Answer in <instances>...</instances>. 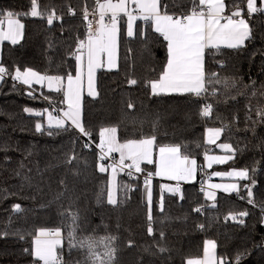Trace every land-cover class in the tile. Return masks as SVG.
Instances as JSON below:
<instances>
[{
  "label": "trees",
  "instance_id": "1",
  "mask_svg": "<svg viewBox=\"0 0 264 264\" xmlns=\"http://www.w3.org/2000/svg\"><path fill=\"white\" fill-rule=\"evenodd\" d=\"M94 2L37 0L38 10L45 15L33 17L31 0H0L1 16L11 12L24 23L20 42L3 43L0 64L9 72L31 68L42 75L75 76L77 60L72 53L78 41L86 38L83 9L93 10ZM164 2L168 11H189L191 7L190 0ZM233 3L225 0L227 14ZM235 3L246 8V0ZM260 4L257 0V7ZM53 9L60 19L50 25L47 14ZM244 17L251 37L243 47L206 53L208 91L201 97L153 95L148 82L156 80L166 64L167 41L141 21L137 29L143 35L128 37L122 18L118 67L100 69L97 95L84 94L82 123L90 138L70 126L67 130L48 129L46 111L62 115L61 110L67 108L62 93L40 85H19L11 75L4 78L0 84V264H34L30 253L35 236L40 229L56 228L63 236L58 249L62 264H92L87 249L69 245L72 225L65 216L70 212L79 217L78 239L115 237L112 264H187L202 258L207 241L215 242L217 257L227 264H236L237 257L239 264H264V117L258 115V110H264V12L250 16L245 12ZM217 76L221 83L215 82ZM131 79L137 84L131 85ZM206 104L212 105L208 117L201 114ZM26 108L45 115L36 116ZM36 123L45 130L36 131ZM108 127L117 128L120 142L155 136L156 151L160 146L179 145L182 155L197 161L199 180L171 193L164 189L163 180L155 178L149 205L144 181L118 174L117 204H109L111 170L99 171L97 147L99 132ZM210 128L222 129L219 143L234 149L233 159L217 168L247 169L250 178L245 185L255 181L251 197L248 188L235 194L219 193L213 205L200 191L205 153L218 151L216 145L206 142ZM72 156L76 159H70ZM141 167L155 171L154 163ZM17 204L21 211L14 209ZM245 211L247 216L238 215ZM231 215L237 218L233 220ZM97 251L102 253L103 245Z\"/></svg>",
  "mask_w": 264,
  "mask_h": 264
},
{
  "label": "snow or ice",
  "instance_id": "2",
  "mask_svg": "<svg viewBox=\"0 0 264 264\" xmlns=\"http://www.w3.org/2000/svg\"><path fill=\"white\" fill-rule=\"evenodd\" d=\"M32 8L30 15L33 17L43 16L44 12L38 10L37 0H31ZM191 7L188 12L181 13L179 16L170 15L166 11V6L162 5L160 0H95L91 15L96 18L93 29V20H89V11L87 6L83 9V19L87 23V37L78 41L76 51L72 53L79 62V71L77 75L68 74L65 77L42 75L31 68L21 71L20 68L9 72L0 64V82L4 81L6 76L11 75L12 79L27 85L31 88L32 84L47 85L51 90L62 93L66 103V110H61L53 115L47 112L48 129L67 130V126L78 129L84 136L90 138L91 134L85 129L81 120V94L84 87L85 69L87 73V92L89 96L97 95L94 88V76L97 69L105 66L109 69L116 67V53L119 38V25L122 18L126 24V35L134 37L143 35L142 29L135 27L136 21L142 20L148 23L156 33H159L167 41L166 64L161 74L156 80L149 81L148 87L153 95L160 93H189L196 97L205 96L207 93L206 79L208 76L205 72V56L215 55L221 46L230 49H240L244 46L245 41L251 37V28L248 20L244 18L245 12L250 16L252 13L264 12V0H261L262 6H256V0H246V8L242 9L238 3L231 5L232 11L225 15L226 4L224 0H190ZM163 9V11H162ZM75 14L74 12L72 13ZM54 19H60L56 16L55 10L47 14L48 24H52ZM223 21V22H222ZM7 24V31L4 30V24ZM24 25L19 19H13V13H7L5 20H0V41L9 40L15 44L18 42ZM216 76V74H211ZM216 83H221L218 76ZM131 85H136L137 80L131 79ZM29 95H33L32 92ZM48 99V97H45ZM129 107H132L130 104ZM212 105L206 104L202 109V115L208 117L211 115ZM26 112H32V109H25ZM36 116H43L45 112H35ZM258 115L264 117V110H258ZM36 131L45 130L41 123H36ZM222 129H208V143H215L220 136ZM48 135H53L51 130L47 131ZM100 142L97 147L100 149L101 161L112 157L113 163L98 165L101 173L111 170V191L108 194V203L117 204V176L121 172H126L129 177L135 174L144 173L142 164L157 165L155 173H145L144 185L150 186L153 175L167 177L174 181H191L195 178L197 172V161L187 155L181 154L179 145L160 146L158 147V158L154 160L155 136L142 138L139 140L131 139L120 142L117 137V128H103L99 132ZM85 147L89 145L85 144ZM219 148L228 152H234L232 146L227 143H221ZM119 153V159L116 160L112 154ZM208 167L213 164H224L233 159L232 155L213 156L206 155ZM70 159H76L72 156ZM216 176H229L238 179H248V170H233L228 173L216 172ZM255 185L253 180L251 186ZM125 190L131 188L130 185H120ZM251 186L248 188V196H252ZM166 187V186H165ZM211 188H220L221 185H210ZM173 192H179V186L169 189ZM225 191H238V185L232 183L224 186ZM103 194V193H101ZM208 198L215 200V194L208 192ZM147 201L149 205L152 201L151 188L147 190ZM249 203L253 201L249 200ZM160 208H163V197L160 199ZM16 211H21L20 205H14ZM200 211V209H196ZM239 216H247L248 213L240 212ZM78 214L70 212L65 219L71 220V231L68 232L69 245L76 248H84L88 251V258L92 264H112L115 258L116 249L112 247V241L115 237H106L100 240L92 237L78 239L75 235L77 230ZM236 215H231L235 220ZM148 220H152L149 210ZM243 223L241 219L239 221ZM201 227H203L201 225ZM149 226L148 232L152 233ZM163 237V233L160 234ZM34 251L30 254L34 256V264H62V258L58 254V249L63 243L62 232L56 229H40L38 235L34 238ZM103 245L104 251H97ZM215 242L208 241L204 252L203 260H189L188 264H217L215 258ZM27 251V250H26ZM160 251H164L163 248ZM219 264H227L223 258H220ZM239 264V257L236 259Z\"/></svg>",
  "mask_w": 264,
  "mask_h": 264
},
{
  "label": "crops",
  "instance_id": "3",
  "mask_svg": "<svg viewBox=\"0 0 264 264\" xmlns=\"http://www.w3.org/2000/svg\"><path fill=\"white\" fill-rule=\"evenodd\" d=\"M160 2H161L162 5H165V6L167 5V3L165 4L164 0H160ZM224 2H225V0H224ZM260 3H261V0H260ZM260 6H262V3L260 4ZM162 11H163V9H162ZM166 11H167L168 14H170V15H173L174 14L176 16H178L179 13L184 12V11H178V12H176V11H168L167 8H166ZM224 14L225 15H228L226 12ZM252 14H254V13H252ZM6 17L7 16H5V18ZM5 18H4V20H5ZM244 18L247 20L246 17H244ZM13 19H19V18L13 17ZM139 21L140 20L136 21V25H135L136 28H137V25H138ZM20 23H22L24 25V23H23L22 20H20ZM119 29H120V25H119ZM4 30L7 31V24H6V22L4 24ZM21 32H22V34H21L18 42H20L23 39L24 27L21 30ZM119 38H120V31H119ZM119 38H118V47H117V53H116V61H117V63H116V67H114L112 69L117 68L118 67V63H119ZM246 41H245V43H246ZM4 42H11V41H9V40L0 41V62H1L2 46H3V43ZM221 47H225V46L222 45ZM100 69H109L107 67V64H106V59H105V66L102 67V68L97 69L96 72H95V76H94V88H95V91H97V88H96V85H97L96 84L97 73H98V71ZM78 71H79V62L77 61V73H78ZM77 73H76V75H77ZM1 83L2 82H0V84ZM33 85H38V84L33 83L32 86ZM25 86H27V85H25ZM40 86H42V85H40ZM43 86L47 87L46 83ZM52 90H54V89H52ZM85 93H88L87 92V73H86V69H85V74H84V87H83V91H82V94H81V109H82L83 98H84V94ZM160 94H181V93L171 92V93H160ZM81 120H82V110H81ZM210 129H218V128H210ZM208 135H209V133H208V129H207L206 130V133H205V138H206V142L207 143H208ZM221 135H222V132H221L220 136L216 139L215 143H208V144H210V145H216L218 147V145L221 144V143H219V140L221 138ZM116 154L118 155V158H119V153H116ZM206 155H213V156L232 155L234 157V152H228V151H226V150L221 149V148L218 147V151L217 152L209 151V152L205 153V156H204V169H205L206 172H204V175L200 179V182H203L206 185V188H205V191H204V195H205L206 200H208L209 202L212 201L213 203H215V200L217 199L219 193L235 194L237 192H240V190L243 189V188L246 189V187H245V181H247L250 178L249 172H248L249 178L248 179H243V180L238 179V178L229 177V176H226V175L225 176H216V175H214V173H216V172L228 173V172H231L233 170H241V169L230 168V169L225 170V169H221V168L218 169L217 168L219 165H225V164H227L232 159L231 160H228L224 164H213L211 167H208V161L205 158ZM153 158H154V160H156L158 158V150L156 151L155 150V147H154V157ZM156 170H157V165L155 164V171ZM155 171L153 173H155ZM153 176L156 179H160V180H163V181H165V179H168L167 177H161V176H155V175H153ZM169 180H167V181H169ZM198 180H199V169H198V164H197V172H196L195 178L193 180H191V181H183V180H181V182H179L178 184L176 183V184H177V186L180 187L182 184H192V183H196ZM153 182H154V180H152L151 181V184H150V188H151L152 194H153ZM232 183H236L238 185V191H225L224 190V186L229 185V184H232ZM213 184L221 185V187L220 188H211L210 185H213ZM208 192H213L215 194V200H212V199H209L208 198ZM207 242L205 243V248L207 247ZM216 249L217 248L215 247V255H217V253H216L217 250ZM204 252H205V249H204ZM200 259L201 260L204 259V254H203L202 258H200Z\"/></svg>",
  "mask_w": 264,
  "mask_h": 264
},
{
  "label": "built area",
  "instance_id": "4",
  "mask_svg": "<svg viewBox=\"0 0 264 264\" xmlns=\"http://www.w3.org/2000/svg\"><path fill=\"white\" fill-rule=\"evenodd\" d=\"M88 11H89V13H90V15H89V20H93V21H94V23H93V29H95V27L97 26V25L95 24V19H96V18H94V17L91 15L92 10H89V9H88ZM186 12H188V11H184V12H181V13H186ZM181 13H179L178 16H179ZM4 18H5V16H1V15H0V19H1V20H4ZM140 21H141V23H142L143 26H147V25H148V23H145V22L142 21V20H140ZM120 22H121V21H120ZM87 23H88V22L86 21V24H85V35H86V36H87V31H88V29H87ZM6 77H9V76H6ZM14 81H15V80H14ZM15 82H16L17 84H19V85L25 86V85L21 84V83L18 82V81H15ZM99 153H100V151H99ZM112 156H113L116 160H118V158L114 155V153L112 154ZM100 163H104L105 165H109V164H112V163H113V159H112V157H110V158H108L107 160H104V161H101V160H100ZM145 173H148V172L145 171L144 173L135 174L134 177H129V176L126 174V172H121V173H119V174L124 175L125 177H127V178L130 179V180L142 179V180L144 181V179H145ZM152 180H155V177H154V176H152L151 181H152ZM199 188H200V191L204 192V191H205V188H206V185H205L203 182H200Z\"/></svg>",
  "mask_w": 264,
  "mask_h": 264
},
{
  "label": "rangeland",
  "instance_id": "5",
  "mask_svg": "<svg viewBox=\"0 0 264 264\" xmlns=\"http://www.w3.org/2000/svg\"><path fill=\"white\" fill-rule=\"evenodd\" d=\"M256 6H257V1H256ZM65 82H66V78H65ZM66 110V109H65ZM36 111L35 110H33L32 109V112H29V113H35ZM47 112H51L54 116H55V114L52 112V111H50V110H47L46 111V114H47ZM100 142V141H99ZM99 142H98V144H99ZM203 171L204 172H206L205 171V169H203ZM162 179V178H161ZM167 180H169V179H165V181H164V189L165 190H167L168 192H171V193H178V192H173V191H170L169 189H174V188H176L177 187V184L179 183V182H181V181H174V180H169V181H167ZM171 181V182H170ZM177 183V184H176ZM166 186V187H165ZM148 187H150V186H148ZM148 187H146L145 186V191H146V197H147V190H148ZM110 191H111V188H110ZM209 204H215V203H213L212 201H210V203ZM215 258H216V260H217V264H219V258L217 257V255H215ZM191 260H198V259H191ZM199 260H201V259H199ZM187 264H188V262H187Z\"/></svg>",
  "mask_w": 264,
  "mask_h": 264
}]
</instances>
